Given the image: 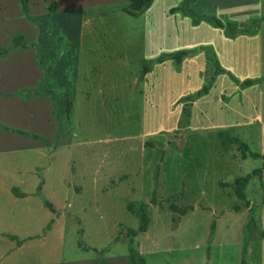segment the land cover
Instances as JSON below:
<instances>
[{"label": "rangeland", "instance_id": "374dc122", "mask_svg": "<svg viewBox=\"0 0 264 264\" xmlns=\"http://www.w3.org/2000/svg\"><path fill=\"white\" fill-rule=\"evenodd\" d=\"M129 2L28 0L26 14L22 0H0V50L26 43L0 56V264H133L135 249L146 264H264V173L246 200L220 186L264 159H243L219 135L264 153V0H155L139 16L120 10ZM60 36L74 108L62 96L50 122L51 99L25 95L56 87L40 57ZM182 49L181 64L158 61ZM215 59L224 72L210 81ZM52 124V154L40 137L6 130L50 134ZM142 201L150 224L131 236L140 209L128 204ZM12 234L26 239L22 251Z\"/></svg>", "mask_w": 264, "mask_h": 264}, {"label": "trees", "instance_id": "16d2710c", "mask_svg": "<svg viewBox=\"0 0 264 264\" xmlns=\"http://www.w3.org/2000/svg\"><path fill=\"white\" fill-rule=\"evenodd\" d=\"M155 0H130V2L126 5H123L120 7V10L124 11L125 13L131 15V16H139L141 14H143L146 10H148L153 2ZM23 3V8L26 14H29V5H28V0H22ZM55 8V6L52 7V10ZM55 10V9H54ZM216 23L220 26V27H224L226 26L227 29L231 32V33H236V30L238 28V25L236 22L229 20L226 24L223 23L220 19H216ZM14 46H26V43L23 42V36H18L15 38V42H14ZM12 49V46L4 48L2 50H0V55L1 56H6L10 50ZM191 53L190 50L187 49H182V50H178L169 54H164L161 57H159L158 61L159 62H164L167 59H174L177 64H181L183 62V59L188 56ZM151 70V67L148 63H145L144 66V74H146L147 72H149ZM222 72H224V69L221 67V65L219 64V62L217 61V59H215V70L210 78V81H215L216 77L221 74ZM254 83V80L252 79H246L244 81V86H249L252 85ZM208 92V87L205 86L203 89H201L198 92V95H202V94H206ZM50 94L54 97H56V92L52 91V90H47V89H37V90H30L29 92H27L28 96H34V95H38V94ZM72 108V104L71 102H69L68 104V111H71ZM6 130L8 131H13V132H18L21 134H29V132L24 131V130H20V129H14V128H9L6 127ZM31 135H33L34 137H38L39 136L37 134L34 133H30ZM220 138H222V143L226 148H229V145L232 143H238L239 147H240V151H241V157L243 159L248 158L249 156H253V157H262L264 159V153L261 154L259 152H250L249 150V145L248 143L241 141L238 137L233 136V135H226L224 131H220L219 132ZM264 173V162H263V166L259 167V168H255L252 172L247 173L246 175L243 176H239L237 178H235V180L233 182H221L220 186L221 187H230L232 186L234 188V191L237 195V197L241 200H246V194H245V188L248 185V183L250 182L251 178L253 176H262ZM158 176V173L156 172V177ZM42 189V185L40 184L38 186V191L40 192ZM13 191L16 194H19L17 188H13ZM151 203L156 204L157 203V190H154V195L151 198ZM46 204L52 208V204L49 201H46ZM136 205H138L139 209H140V214H139V219H140V225L138 228H132L130 229V234L131 236H137L139 233L141 232H145L148 230L150 221H149V217L147 215V203L142 201L139 203H135V202H131L128 204V210L129 211H134ZM171 208L174 211H177L181 214H186L189 210H193L195 208L194 205H186L184 207H180L177 204H172ZM239 208L236 207V210H238ZM53 221H51L52 223ZM50 223V224H51ZM50 224L48 225V227L50 226ZM215 225H213L214 227ZM259 233L264 237V231L260 230ZM12 239H16L18 244H21V240H18L16 235H9ZM132 243H134V241H132ZM131 260L133 264H146V259L141 255V253L135 249L131 252ZM242 264H247L245 261Z\"/></svg>", "mask_w": 264, "mask_h": 264}, {"label": "crops", "instance_id": "0c3cea01", "mask_svg": "<svg viewBox=\"0 0 264 264\" xmlns=\"http://www.w3.org/2000/svg\"><path fill=\"white\" fill-rule=\"evenodd\" d=\"M61 39H63L62 36L57 37V41L55 42V44L57 45V51L55 50V53L53 52L50 55L42 53V56L40 57V63L43 64L44 67H46L48 65L47 69L49 70V73H48V77L45 78L47 83H50L51 82L50 80H56L55 82L57 83V85L55 88H46L47 90H52V91L56 92V94H57L56 97H54L50 94L46 95L44 93L34 95V96H28L27 93L25 95L28 98H32L35 96H37V97L43 96L45 98L49 97L51 99V101L53 103L52 104L53 108H51V106L49 105V109L48 110L44 109L43 113L41 114L44 121L45 120L50 121V122L54 121V118L57 116V113H58L57 112V105L59 104L61 97L64 95L67 96V100L70 99L69 102H71V104H72L71 113H72L73 108H74V101L71 100V96H70L72 86H71V83L68 82V79L71 80V77H69L68 75L73 74V72H72V68H73L72 66L74 65L73 64V58L70 57V59L67 62H64V59H62L63 57H61V55L59 53V50L61 49L60 48ZM22 47H25V46H14V44H13L11 50H15L16 48H22ZM9 53L6 56H2V57H7L9 55ZM86 89H87V87L83 90V92ZM89 96H90V91L87 92V97H89ZM69 102H68V104H69ZM31 115H33V113H31ZM14 129H16V128H14ZM20 130H22V129H20ZM23 130L27 131L29 133H34L30 130H25V129H23ZM58 134H59V129H58V126L55 129V124H52V130H51L50 134L39 133L38 136L40 137V139L43 140L42 141L43 145L41 146L42 147L41 149H47L49 151V153L48 152L47 153L52 154L51 152H53V150L55 149V145L53 143V149H51V147H52L51 146V139L58 136ZM42 154H43V156H45L46 153L42 152ZM13 188H16V186H13L11 188L10 193H11V195L13 194L16 199H18V198H21L24 200L29 199L30 194L28 192L20 191L19 194H16L13 191ZM31 193H34V192H31ZM36 193H37V191H36ZM0 234L5 235V233H0ZM12 235H14V234H12ZM31 237H33V236L29 235L27 238H31ZM12 240H16V239H12ZM18 240H21L22 243L18 244V242L16 240V247H14V250H15V248H19V251H22L24 249L23 247H24V243H25L26 239L24 240V239L19 238ZM11 250H13V249H11ZM15 253H16V251L14 252L13 255H16ZM8 256H12V255H10V253H9Z\"/></svg>", "mask_w": 264, "mask_h": 264}]
</instances>
